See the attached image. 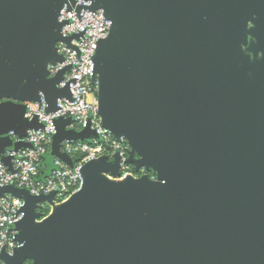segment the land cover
<instances>
[{
	"label": "water",
	"instance_id": "obj_1",
	"mask_svg": "<svg viewBox=\"0 0 264 264\" xmlns=\"http://www.w3.org/2000/svg\"><path fill=\"white\" fill-rule=\"evenodd\" d=\"M110 21L93 55L97 113L126 162L156 178L119 176V159L86 162L65 201L0 187L23 200L14 225L19 246L6 264H264V0H86ZM75 0H0V161L10 168V130L42 126L23 117L40 95L47 111L68 67L57 21ZM79 10V7H76ZM248 37H250L248 39ZM260 54V56H258ZM252 57V58H251ZM56 118L48 175L64 140L96 136ZM97 137V136H96ZM110 175V178L108 177ZM51 211L43 216L39 204Z\"/></svg>",
	"mask_w": 264,
	"mask_h": 264
},
{
	"label": "built area",
	"instance_id": "obj_2",
	"mask_svg": "<svg viewBox=\"0 0 264 264\" xmlns=\"http://www.w3.org/2000/svg\"><path fill=\"white\" fill-rule=\"evenodd\" d=\"M89 1L75 0L73 6L66 4L60 9L57 21L62 23L61 35L76 36L69 43L57 41L56 52L60 61L47 64V76L53 77L60 70L68 67L63 73V79L57 84L61 88L67 85L70 98H59L54 111H47V103L42 95L36 102H25L24 118H36L42 126L29 129L25 137L18 138L12 130L8 132L13 142L21 141L25 146L18 149H8L3 152L10 159V168L0 161V187L12 185L26 189L31 195H47L53 193L55 204L65 201L82 184V166L90 161L106 156L113 161L117 154L119 159V176L122 180L127 176L138 178L147 175L154 180L155 174H150L144 167L134 170L132 164L126 162L130 146L120 137L115 139L100 123L97 113L96 91L97 83L93 81V55L98 40L107 37L110 21L101 9H89ZM79 7V10H76ZM72 117L73 121L66 126L68 129L80 131L89 128L97 136L88 140H64L60 151L73 161L69 166L59 158L53 160L54 168L48 175L45 170L44 156L49 154L51 137L55 133L56 118ZM75 158V159H74ZM110 178V175H108ZM23 200L8 193L0 196V255L2 250L12 254L19 246L15 239L14 225L20 220ZM44 204H39L38 211ZM0 264H6L0 256Z\"/></svg>",
	"mask_w": 264,
	"mask_h": 264
},
{
	"label": "trees",
	"instance_id": "obj_3",
	"mask_svg": "<svg viewBox=\"0 0 264 264\" xmlns=\"http://www.w3.org/2000/svg\"><path fill=\"white\" fill-rule=\"evenodd\" d=\"M46 155H48V154H46ZM46 155H45V156H46ZM45 156H44L43 160H44V164H45V167H46ZM74 159H75V158H74ZM45 170H46V168H45ZM45 170H43V173L45 172ZM148 171H149L150 174H155L154 171H152V170H148ZM40 212L43 214V216H45V215L48 214V210H47V208H45V209H44V208L41 209Z\"/></svg>",
	"mask_w": 264,
	"mask_h": 264
},
{
	"label": "rangeland",
	"instance_id": "obj_4",
	"mask_svg": "<svg viewBox=\"0 0 264 264\" xmlns=\"http://www.w3.org/2000/svg\"><path fill=\"white\" fill-rule=\"evenodd\" d=\"M44 204V209L47 208L48 213L51 211L52 207H50L51 205H49L48 203H43Z\"/></svg>",
	"mask_w": 264,
	"mask_h": 264
},
{
	"label": "flooded vegetation",
	"instance_id": "obj_5",
	"mask_svg": "<svg viewBox=\"0 0 264 264\" xmlns=\"http://www.w3.org/2000/svg\"><path fill=\"white\" fill-rule=\"evenodd\" d=\"M250 37H248V39H249ZM258 56H260V54L258 55ZM252 58V57H251Z\"/></svg>",
	"mask_w": 264,
	"mask_h": 264
}]
</instances>
